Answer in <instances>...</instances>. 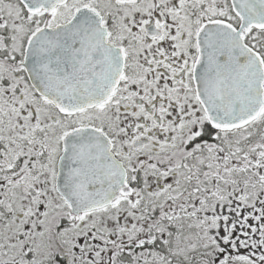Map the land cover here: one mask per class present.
Instances as JSON below:
<instances>
[{"label": "snow or ice", "instance_id": "snow-or-ice-1", "mask_svg": "<svg viewBox=\"0 0 264 264\" xmlns=\"http://www.w3.org/2000/svg\"><path fill=\"white\" fill-rule=\"evenodd\" d=\"M0 264H264V0H0Z\"/></svg>", "mask_w": 264, "mask_h": 264}]
</instances>
